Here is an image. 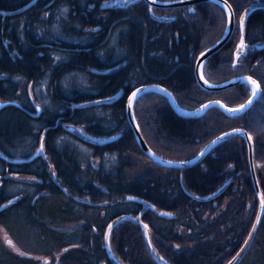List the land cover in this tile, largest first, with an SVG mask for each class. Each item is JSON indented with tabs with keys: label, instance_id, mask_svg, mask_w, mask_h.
<instances>
[{
	"label": "trees",
	"instance_id": "trees-1",
	"mask_svg": "<svg viewBox=\"0 0 264 264\" xmlns=\"http://www.w3.org/2000/svg\"><path fill=\"white\" fill-rule=\"evenodd\" d=\"M31 1L0 0V228L10 239H0V264H115L104 231L121 214L109 244L123 264H224L258 209L245 140L229 137L195 164L166 167L141 151L125 108L147 84L167 87L184 109L244 102L248 83L205 90L194 74L196 56L224 33L226 11L209 0L158 8L145 0ZM227 1L234 33L202 73L212 83L250 73L261 91L247 111L185 116L157 89L132 109L146 143L166 159L186 160L223 130L244 127L264 195V46L235 49L242 35L251 44L264 39V7L242 22L254 0ZM93 98L112 100L81 104ZM68 124L98 140L80 139ZM138 198L151 203L141 217L151 252L133 218L145 205ZM260 219L238 264H264V210ZM14 222L21 243L10 234ZM77 229L76 240L66 238Z\"/></svg>",
	"mask_w": 264,
	"mask_h": 264
},
{
	"label": "water",
	"instance_id": "water-1",
	"mask_svg": "<svg viewBox=\"0 0 264 264\" xmlns=\"http://www.w3.org/2000/svg\"><path fill=\"white\" fill-rule=\"evenodd\" d=\"M35 1V0H34ZM34 1L29 2L30 4ZM147 3H150L151 5L156 6L157 8L160 6H166V7H170V6H181L183 4H187V5H191L192 3H199L201 0H171L170 2H165L164 0H145ZM209 1H215L218 3L219 6H221L222 8L225 9V11H227V23L224 29V33L220 36V38H218L217 40L214 41L213 45H209L208 47H206L200 54L199 56H197L195 62H194V74L196 77L197 82L199 83V85L201 86V88L203 89H208V90H212V91H216V90H225L230 86H237L238 83H242V84H251L252 87L254 88L255 85H253L251 83V81H256L251 75L247 74V75H242V74H237L234 77H229L228 79H226V81L223 82H218L216 84H212L210 81H208L207 79H204L202 77H204L201 73V67L203 66L202 64L204 63L205 59L208 56L214 55V53L216 51H218L219 49H222L225 47V45L228 42V39L231 37V35L233 34V29H234V24H235V14L233 11V9L231 8L229 1L227 0H209ZM28 3V4H29ZM26 4V5H28ZM24 5V7L26 6ZM22 8H18L14 11H20ZM261 8L264 7V0H254V2H252L251 4H248L245 8H244V12L242 13L241 18H246L247 14L249 12L254 11V9L256 8ZM242 19V20H243ZM244 28V24L242 25ZM241 42H243V37L241 39ZM248 48L253 49L254 46L256 45H263L264 46V39H259L256 40L255 43L251 44V43H246ZM241 43L239 44V46L237 45L236 49H241L240 48ZM245 46L244 42H243V47ZM205 81H207V83H205ZM256 84L259 85L260 83H258L256 81ZM154 89H159L160 92L162 94H164L167 98L168 101L170 103V105L172 106V108L175 109V111L180 112L182 115H188L191 117H198L201 115H204L207 111V109L209 107H218L220 108L224 114H226L227 116H234L237 117L238 114H241L243 112H245L249 106L251 105V103L253 102V100H255L258 97V94H260V86L257 89V95L253 96L250 95L248 97V99L244 102L239 104L238 106L234 107V106H229V105H225L221 100L217 99V100H206V102L204 103H200L198 106H196L195 109H189V110H183L182 108H180L179 104L176 101V97H174L172 95V93L170 92L169 89H167L166 87H161L158 84H153V85H143L142 87H137L135 88V90H133L131 92V94L129 95V97L127 98V103H126V108H125V112H126V116L128 121H130V126L132 128V130L134 131V135L136 137V140L138 141V144L141 148V150L144 152V155L148 156L152 161H154L156 164H162L163 166H170L172 165L173 167H187L192 163H197L199 162V160H201L203 157H205L209 151H211V149H213V147H215L217 144H219L220 141L222 140H227L229 139V137L232 136H242V138L245 140L246 145L248 146L247 148V154L249 156L248 158V165L250 167L249 171H250V175L252 177V182H253V187L255 188V193L256 196L258 198V208L256 215H255V220L251 226V231L248 232L246 238H245V242H243V244L236 250V252L233 254V256L231 258H229L227 261H225V264H236L239 262V260H241V258L243 257V255L245 254L248 246L251 244V241H253V237L255 235V231L257 230V226L259 223V220H261V215L263 213L264 210V197L262 195L261 192V187L259 186V182H258V177H257V173H256V167L254 164V159H253V145H252V139H251V135H249V133L245 130V128L243 127H239V128H229V130L223 131L221 133H219L218 136H216V138H213L211 140L208 141V143L202 147V149L198 152L197 155L192 156L190 158H188V160H173V159H165L163 158L161 155H159L158 153L156 154L153 150H151V148L149 147V145L146 143V141L143 139V136L141 134V130L139 128V125L137 123L138 120L135 119V116L133 114L134 110H132V104H133V93H136V96L140 95L141 93H143L146 90H154ZM139 90V91H137ZM253 92V91H252ZM135 96V97H136ZM113 98V97H112ZM112 98H102V99H91V101H84L82 104H87V105H92L93 103H102V101H111ZM130 101H131V107L130 105ZM4 104L3 101L0 100V107L1 105ZM241 105H246L245 108L239 110V111H230V110H235V109H240ZM67 129L70 130L71 132L73 131L74 133L78 134V136L80 138H84L87 139L88 141H90V139L88 138L87 135H85L84 133H81L78 129L77 126L72 125V126H67ZM215 142V143H213ZM41 148L42 146H40L37 150V152H41ZM9 161H21L20 159L17 158H13ZM221 191V190H220ZM139 200L143 201L142 199L138 198ZM143 203L145 205L142 206L141 210L139 211V215L135 217V221L139 222V220L141 219V216L143 215V212L145 211V209L147 208V206H149L150 203H148L147 201H143ZM121 216H118L117 218H115L114 220L112 219L111 222H109L108 224V228H106L105 231V235H104V244L105 247H107V253L109 255V257H112V260L115 262V264H119L117 261H115L116 257H113V255L111 254V247L109 246V242H108V238H109V231L110 228L112 227V225L118 221V219ZM142 225V230L143 233L145 235V240H146V244L148 245V249H151L150 243H149V234H148V229L145 228V226H147L146 224H144L143 222L141 223ZM122 264V263H120Z\"/></svg>",
	"mask_w": 264,
	"mask_h": 264
},
{
	"label": "rangeland",
	"instance_id": "rangeland-1",
	"mask_svg": "<svg viewBox=\"0 0 264 264\" xmlns=\"http://www.w3.org/2000/svg\"><path fill=\"white\" fill-rule=\"evenodd\" d=\"M187 5V4H186ZM188 6V5H187ZM236 15V14H235ZM236 18V17H235ZM225 20H226V12H225ZM245 22V20H244ZM244 24V23H243ZM263 66H259V68H261ZM251 92V91H250ZM249 92V94H250ZM97 137V136H95ZM85 144H81L80 146L83 147ZM112 165L113 164H108L109 168L111 169L112 168ZM143 166H144V163H143ZM141 172L145 173L144 172V168H140ZM130 170H126V175L129 174ZM14 224H17L18 226H15ZM14 225V226H13ZM8 228H9V231H10V234L12 236V238L14 239V241H17V243H21L22 241H20V237L18 235V232L22 227V225H20V223L18 222H14V223H11L10 225H8ZM75 230V229H74ZM7 231H3L2 228H0V239L2 240L4 237L7 239V240H10L8 236H5ZM65 235H66V238H73L74 240H76L77 236L79 235V229H77V231H72V230H68L67 232H65ZM17 248V247H16ZM39 259H41L42 261H44V258L38 256Z\"/></svg>",
	"mask_w": 264,
	"mask_h": 264
},
{
	"label": "snow or ice",
	"instance_id": "snow-or-ice-1",
	"mask_svg": "<svg viewBox=\"0 0 264 264\" xmlns=\"http://www.w3.org/2000/svg\"><path fill=\"white\" fill-rule=\"evenodd\" d=\"M240 48H241V50L243 49V42H241ZM238 55H239V52H238ZM205 83H207V81H205ZM251 83L253 85H255V87L253 88L252 94H253V96H256L257 95V89H258L259 85L256 84V81H251ZM137 91H139V90H137ZM135 96H136V93H133V99L135 98ZM129 106L131 107V101H130V105ZM245 107H246V105H241L240 109H235V110H230V111H239V110H241V109H243ZM213 143H215V142H213ZM41 151H42V149H41ZM145 228H147V226H145Z\"/></svg>",
	"mask_w": 264,
	"mask_h": 264
},
{
	"label": "bare ground",
	"instance_id": "bare-ground-1",
	"mask_svg": "<svg viewBox=\"0 0 264 264\" xmlns=\"http://www.w3.org/2000/svg\"><path fill=\"white\" fill-rule=\"evenodd\" d=\"M170 1H171V0H170ZM170 1H165V2H170ZM242 19H243V18H242ZM242 19H241V21H242ZM242 22H243V21H242ZM238 46H239V45H238ZM137 96H138V95H137ZM137 96H136V97H137ZM136 97H135V98H136ZM135 98H134V100H136ZM133 114H134V112H133Z\"/></svg>",
	"mask_w": 264,
	"mask_h": 264
}]
</instances>
